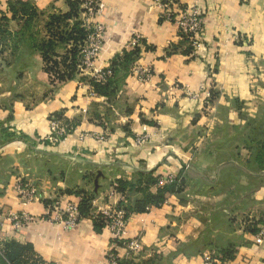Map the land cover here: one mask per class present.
<instances>
[{
	"label": "crops",
	"instance_id": "obj_1",
	"mask_svg": "<svg viewBox=\"0 0 264 264\" xmlns=\"http://www.w3.org/2000/svg\"><path fill=\"white\" fill-rule=\"evenodd\" d=\"M98 2L94 23L105 33L93 68L57 80L40 47L68 1L0 0V264H112L111 233L93 219L155 194L169 175L184 182L180 192L127 216L124 238L140 240L144 264H264V240L255 242L264 226V0ZM168 2L200 7L197 49L164 16ZM134 33V63L118 66L107 94L96 92L93 83L105 82L95 75L122 59ZM70 48L55 43L54 59ZM51 116L72 126L56 145L44 140ZM17 178L44 201L84 195L91 210L71 229L38 219L15 230L8 211L45 212L42 200L17 197Z\"/></svg>",
	"mask_w": 264,
	"mask_h": 264
},
{
	"label": "built area",
	"instance_id": "obj_2",
	"mask_svg": "<svg viewBox=\"0 0 264 264\" xmlns=\"http://www.w3.org/2000/svg\"><path fill=\"white\" fill-rule=\"evenodd\" d=\"M72 1H76L78 4L77 15L81 24L80 26L85 33V37L80 43V56L77 64V69L80 72H84L86 69L93 68L94 61L104 43L103 37L105 29L101 24L94 23V18L99 9L98 0ZM163 6L165 8L164 16L168 20L174 21L179 35L181 37H188L192 49H197L204 34L202 11L200 7L197 5L175 7V3L173 2L164 3ZM141 39L142 37L139 34L134 33L125 48L130 50L137 47ZM134 72L137 73L141 79H146L150 76V71L142 67L136 66ZM111 75V70L106 69L105 71L98 72L95 78L100 82H105ZM71 130L72 126L63 122L60 117L51 116L49 119V131L44 137V140L49 144L56 145L64 141ZM145 138V136H139L135 138V141L141 143ZM174 180V176L169 175L164 183L169 184ZM13 188L17 193V197L22 201L34 202L42 200L37 192V188L25 179L17 178ZM80 201L81 198L78 202L64 203L58 197L50 201L42 200L45 206V212L39 218L26 211H8L6 218L10 221L12 228L15 230L25 227L38 219L60 224L64 229H71L83 219L78 207ZM127 215L124 206L121 205L99 215L102 217L104 225L109 229L112 236V249L107 251L106 255L107 259L112 264H118L120 260L116 251L117 245L122 246V248L126 250L125 258L131 260L132 264L141 262L140 252L142 248L140 240L138 238H124ZM263 240L264 226H260L258 232L255 234V242L260 244ZM204 263L221 264L220 262L212 261L208 256H205Z\"/></svg>",
	"mask_w": 264,
	"mask_h": 264
},
{
	"label": "trees",
	"instance_id": "obj_3",
	"mask_svg": "<svg viewBox=\"0 0 264 264\" xmlns=\"http://www.w3.org/2000/svg\"><path fill=\"white\" fill-rule=\"evenodd\" d=\"M70 6V11L67 14L53 16L51 22L48 24V31L50 32V40L43 43L40 47V51L42 53V57L44 60V68L48 74L54 75L57 80H64L66 78H70L76 71L77 64L80 56V43L83 41L85 37V33L81 28L80 21L78 19V4L76 1L67 0ZM70 19L73 23L70 28L64 30V27L61 29V24L66 20ZM3 17L0 16V31H1V23ZM54 29V30H53ZM183 40L189 44V38L183 36ZM57 42H65L70 43L72 47L66 52L65 55L58 61L54 59L53 48L54 44ZM192 48V47H191ZM139 54L138 47H134L128 51H126L122 57V59H115L111 65L112 74L118 70V66H124L125 64L132 65ZM61 63L65 66L67 71L60 72L58 70V65ZM112 76V75H111ZM110 76V77H111ZM110 77L105 81V83H93L94 90L101 94H107L108 88L111 86L112 82L110 81ZM59 117V116H57ZM147 183H155L153 178L147 179ZM184 182L174 180L172 183H164V185H160L155 194L143 192L142 197L134 201L133 204L124 205L127 214L130 212H145L146 207L150 205H154L155 207L160 206L165 199V193L167 192H180L183 189ZM127 186L126 182L120 181L119 190L124 191ZM80 214L82 218L89 213L91 210L90 199L84 195L81 196V201L78 204ZM128 216V215H127ZM95 222L96 228H101L104 226V221L102 217L98 216L93 219ZM259 230V229H258ZM258 231L256 230V233ZM118 264H132V261L125 258L123 260H119ZM137 264H144L143 261Z\"/></svg>",
	"mask_w": 264,
	"mask_h": 264
}]
</instances>
